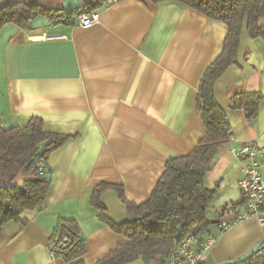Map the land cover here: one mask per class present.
<instances>
[{
	"label": "crops",
	"instance_id": "crops-1",
	"mask_svg": "<svg viewBox=\"0 0 264 264\" xmlns=\"http://www.w3.org/2000/svg\"><path fill=\"white\" fill-rule=\"evenodd\" d=\"M91 1L0 0V9L25 4L72 11ZM95 11L101 17L90 28L53 24L41 15L29 29L10 23L0 32V123L22 127L38 117L46 131L76 136L49 159L52 186L43 208L26 213V223L4 226L0 264H67L49 249L64 219L78 223L86 240L83 260L95 264L126 242L100 220L91 204L95 188L109 185L100 203L114 224L133 222L119 190L128 202L146 203L168 160L188 155L205 135L199 84L222 51L227 26L175 1L106 0ZM250 92L264 97V40L245 27L238 62L215 84L233 137L206 177L217 194L204 236L218 237L207 264L240 258L264 238L256 219L226 233L218 227L234 220L244 199L237 183L247 161L230 149L264 146V98L252 121L228 108L234 95ZM259 160L264 179V157Z\"/></svg>",
	"mask_w": 264,
	"mask_h": 264
},
{
	"label": "trees",
	"instance_id": "trees-1",
	"mask_svg": "<svg viewBox=\"0 0 264 264\" xmlns=\"http://www.w3.org/2000/svg\"><path fill=\"white\" fill-rule=\"evenodd\" d=\"M165 1L182 3L227 26L222 51L208 65L199 84L197 107L206 132L188 155L168 160L146 203L128 202L123 190H119L135 221L114 224L100 203V195L109 185L95 188L91 204L100 211V220L126 239L95 264H128L136 260L143 264H164L173 248L188 234L205 237L210 225L207 209L217 194V188L209 187L206 177L214 168L219 153L233 137L227 115L216 100L215 84L231 65L238 62L240 38L245 27L250 37L264 40V25H260L264 18V0H152L154 3ZM105 2L92 0L84 8L72 11L45 10L25 4L6 6L0 9V32L10 23L29 29L41 15L53 24L72 25L71 21L77 15L95 11ZM263 98L254 92L236 94L229 100L228 108L243 110L246 119L252 121L258 115ZM75 137L46 131L43 120L38 117H32L22 127H4L0 123V237L6 224L26 223V213L43 208L52 186L48 176L49 159ZM243 203L244 200L241 205ZM49 249L67 264H86L83 260L86 240L74 220L59 222ZM244 264H264V256L255 255Z\"/></svg>",
	"mask_w": 264,
	"mask_h": 264
},
{
	"label": "built area",
	"instance_id": "built-area-1",
	"mask_svg": "<svg viewBox=\"0 0 264 264\" xmlns=\"http://www.w3.org/2000/svg\"><path fill=\"white\" fill-rule=\"evenodd\" d=\"M100 17L99 11L82 12L71 21V24L73 27L90 28L99 22ZM230 152L236 158L247 161L237 183L242 191L244 203L234 211L233 221L219 222L221 233H226L238 223L251 219H256L260 225H264V179L259 170V159L264 157V146L251 144L240 148L232 147ZM217 242L218 237L200 238L190 233L173 248L164 264H207L210 251ZM259 255L263 256V251H259Z\"/></svg>",
	"mask_w": 264,
	"mask_h": 264
},
{
	"label": "water",
	"instance_id": "water-1",
	"mask_svg": "<svg viewBox=\"0 0 264 264\" xmlns=\"http://www.w3.org/2000/svg\"><path fill=\"white\" fill-rule=\"evenodd\" d=\"M264 249V238L261 239L256 245H254L248 253L240 258L234 260L223 261L216 264H243L248 262L253 256H255L259 251Z\"/></svg>",
	"mask_w": 264,
	"mask_h": 264
},
{
	"label": "flooded vegetation",
	"instance_id": "flooded-vegetation-1",
	"mask_svg": "<svg viewBox=\"0 0 264 264\" xmlns=\"http://www.w3.org/2000/svg\"><path fill=\"white\" fill-rule=\"evenodd\" d=\"M263 251V250H262ZM256 255H259V252L256 254ZM260 256H262V255H260ZM264 256V255H263Z\"/></svg>",
	"mask_w": 264,
	"mask_h": 264
}]
</instances>
